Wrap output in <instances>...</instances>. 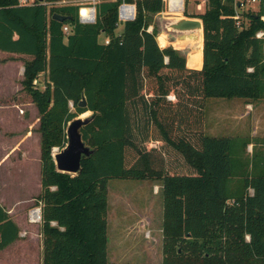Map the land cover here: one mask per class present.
Here are the masks:
<instances>
[{
	"label": "trees",
	"instance_id": "obj_1",
	"mask_svg": "<svg viewBox=\"0 0 264 264\" xmlns=\"http://www.w3.org/2000/svg\"><path fill=\"white\" fill-rule=\"evenodd\" d=\"M72 1L0 0V51L31 57L22 86L39 113L43 264H118L107 261V183L126 179L161 183V264H264V139L204 132L207 99H264V10L240 26L230 0L184 14L203 24V67L191 70L155 27L147 32L163 0H125L135 18L119 33L121 0L96 4L91 24L79 23ZM86 112L81 136L92 153L79 174L59 172L51 150ZM235 143L236 154L254 144L249 162L233 158ZM19 234L0 206V251Z\"/></svg>",
	"mask_w": 264,
	"mask_h": 264
},
{
	"label": "rangeland",
	"instance_id": "obj_2",
	"mask_svg": "<svg viewBox=\"0 0 264 264\" xmlns=\"http://www.w3.org/2000/svg\"><path fill=\"white\" fill-rule=\"evenodd\" d=\"M184 11L178 15L162 12L153 16L152 23L149 27L159 28L158 16L165 17H185L184 14L198 16L204 11V6L196 5V0H184ZM200 20V19H197ZM201 21V20H200ZM122 29V24L118 26ZM117 32V31H116ZM161 36L158 34V37ZM157 38V37H156ZM168 45L164 48L171 47L173 38H166ZM158 44V43H157ZM161 48V49H164ZM181 52V51H179ZM181 54H183L181 52ZM31 60V57L30 59ZM29 60L24 59V63ZM24 68V66H23ZM23 76V75H22ZM45 75H39L33 86L38 90L44 88ZM23 81V80H22ZM13 86L7 87V97L0 99V105L6 107L8 116L6 125L2 130V136L9 142L16 135L28 134V140L25 143L26 153L25 160L22 157L17 161L16 155L12 159V164L0 167V205L10 208V217L18 224L20 234L19 239L10 246L0 251V264H43V237L40 223H31L28 219V213L36 208L40 203L37 201L35 187V168L40 163V133L36 105L33 103L31 96L26 89ZM19 88V89H18ZM242 99H216L206 100V126L207 135L216 132L219 135L222 129L227 130L223 135H230L231 130L236 134L248 135L249 139H261L264 136V117L263 111L258 114L262 117L253 119L258 109L248 110V123L245 119L237 117L235 113H241ZM244 106V105H243ZM264 107L261 104V108ZM246 110V109H245ZM14 112V113H13ZM18 115L21 121H12V115ZM232 113V114H231ZM255 113V114H254ZM86 115H80V118H88ZM233 116L232 118H230ZM255 118V117H254ZM254 120V121H253ZM252 126V128H251ZM232 133V134H233ZM237 141V140H236ZM12 142V141H11ZM238 143H235L232 156L243 158L250 161L252 148L254 144L250 143L246 152L242 151L236 154L235 149ZM23 150H21L22 152ZM58 148H52L51 155L58 152ZM236 151V150H235ZM5 154L2 149L1 155ZM22 162H26V168ZM28 169L29 194L22 197L18 194V200H15V194L18 192L19 183L16 178L22 175V169ZM23 175H25L23 173ZM108 220L107 227V261L118 264H161L163 259L162 244L163 236L161 232V194L159 188L152 181L140 180H110L108 181ZM17 191V192H15ZM15 196V197H14Z\"/></svg>",
	"mask_w": 264,
	"mask_h": 264
},
{
	"label": "water",
	"instance_id": "obj_3",
	"mask_svg": "<svg viewBox=\"0 0 264 264\" xmlns=\"http://www.w3.org/2000/svg\"><path fill=\"white\" fill-rule=\"evenodd\" d=\"M42 1V0H39ZM52 19L62 23L66 16L53 14ZM158 34L164 38L172 37V48L181 51L185 58V67L201 70L203 67V24L197 19L185 17L158 16ZM180 52V53H181ZM194 55V56H193ZM79 108H86L85 97L78 103ZM91 122V118H74L66 128V146L53 155L56 170L62 173L77 175L81 170L82 157H88L92 151L84 144L81 129Z\"/></svg>",
	"mask_w": 264,
	"mask_h": 264
},
{
	"label": "crops",
	"instance_id": "obj_4",
	"mask_svg": "<svg viewBox=\"0 0 264 264\" xmlns=\"http://www.w3.org/2000/svg\"><path fill=\"white\" fill-rule=\"evenodd\" d=\"M67 3V2H66ZM65 5V4H63ZM62 6V5H61ZM78 17V16H77ZM79 21V19H78ZM80 23V21H79ZM83 24V23H81ZM91 24V23H90ZM123 27V26H122ZM67 28V27H66ZM122 30V29H121ZM121 30H119V28H117V33L121 32ZM68 31V28H67ZM106 41V40H105ZM104 41V44H105ZM24 59L29 60L30 56H26V55H20V54H15V53H8V52H2L0 51V99H5L7 97V87L8 86H13V90L15 89V87H20L21 89L23 88L22 86V80H23V66H24ZM36 81H34L35 83ZM19 89V88H18ZM242 107L239 109V111H242L240 114L237 112L234 115V119H236L237 117H241L242 119H245V121L248 123L250 120L248 119V110H257L258 112L255 114L256 116H253V119L255 120L256 118H260V120H262V117L258 114L259 112L263 111V117H264V107L261 108V104L264 105V99H259L256 101H246V100H242ZM249 108V109H248ZM246 109V110H245ZM14 113V112H13ZM89 113V112H86ZM85 114V113H84ZM232 114V113H231ZM10 114H8L6 112V107L3 106L2 104L0 105V167L1 166H5V165H10L12 164V159H14V156L16 155L17 157V161H19V158L22 157V160H25V156L27 150L25 149V143L28 140V134L24 135H16L14 137H12V139L9 140V142H7V139L4 138L2 136V130L1 128H4V126L6 125L8 116ZM12 121H21V118L16 115L13 114L12 115ZM233 116H231L230 118H232ZM255 117V118H254ZM253 120V121H254ZM38 122H39V117H38ZM252 128V126H251ZM254 129V128H253ZM250 131V129L248 130V135H243V134H236L237 131H235L233 133V130H231L230 135H223L224 132H227V130L222 129V132L217 135L216 132L214 134H210L207 135V126H206V113H205V117H204V132L205 135L208 137H227V138H232V139H237V138H242V139H246V138H250V137H254L251 136V134L249 135V131L252 132V130ZM233 133V134H232ZM261 139H264V136L261 137ZM12 141V142H11ZM249 145V144H248ZM247 145V146H248ZM25 146V147H24ZM153 147L155 146L154 144L152 145ZM2 149L5 151V154L1 155ZM21 150H23L21 152ZM23 165L26 168V162H22ZM40 163L36 166L35 168V193L36 195H39L41 192V184H40ZM22 169V175L18 178H16L17 183H19V188L17 189V194H15V200H18V194L20 195L21 193L23 194L22 197L24 196V194L28 195L30 192L29 191V178L26 175L28 172V169ZM23 173L25 175H23ZM28 181V183H27ZM155 183V186L159 188L160 194H161V183L158 181H152ZM108 185V183H107ZM21 196V195H20ZM161 196V195H160ZM108 188H107V227L109 226L108 222ZM2 206V205H0ZM5 211L7 212L8 215H10V208H5L4 206H2ZM10 217V216H9ZM13 222L18 226V224L14 221V219L12 217H10ZM162 220V197H161V218L160 221ZM19 228V226H18Z\"/></svg>",
	"mask_w": 264,
	"mask_h": 264
},
{
	"label": "built area",
	"instance_id": "obj_5",
	"mask_svg": "<svg viewBox=\"0 0 264 264\" xmlns=\"http://www.w3.org/2000/svg\"><path fill=\"white\" fill-rule=\"evenodd\" d=\"M101 1H115V0H73L72 3L79 7L77 16L80 23L83 24H90L94 23L95 20V5ZM135 1V0H133ZM166 3V10L165 12L169 14H180L184 11V0H181L180 6L172 4L174 0H163ZM197 6L202 5L205 6L207 0H196ZM233 2L236 15L235 20L238 21V25L240 26V19L242 16L247 13H255L259 12L260 10H264V0H230ZM36 0H18L20 6H33ZM66 2H58L57 5H63ZM135 18V6L132 3H127L125 0H121V4L118 7V22L119 24L125 23L128 21H132ZM118 24V25H119ZM64 32H67V28H63ZM152 28L148 27L147 32H151ZM258 38L264 37L263 32H258ZM105 44H108V40L105 41ZM168 99L172 100V97H168ZM28 219L31 223H41L42 216H41V206L38 205L36 208L32 209L28 213Z\"/></svg>",
	"mask_w": 264,
	"mask_h": 264
},
{
	"label": "bare ground",
	"instance_id": "obj_6",
	"mask_svg": "<svg viewBox=\"0 0 264 264\" xmlns=\"http://www.w3.org/2000/svg\"><path fill=\"white\" fill-rule=\"evenodd\" d=\"M176 15H178V14H176ZM194 56V55H193Z\"/></svg>",
	"mask_w": 264,
	"mask_h": 264
}]
</instances>
